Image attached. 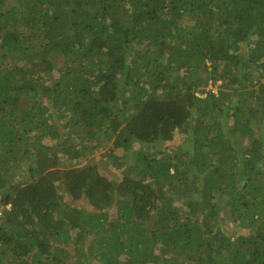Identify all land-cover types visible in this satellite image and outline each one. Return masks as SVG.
<instances>
[{
  "label": "trees",
  "instance_id": "1",
  "mask_svg": "<svg viewBox=\"0 0 264 264\" xmlns=\"http://www.w3.org/2000/svg\"><path fill=\"white\" fill-rule=\"evenodd\" d=\"M0 264H264V0H0Z\"/></svg>",
  "mask_w": 264,
  "mask_h": 264
},
{
  "label": "rangeland",
  "instance_id": "2",
  "mask_svg": "<svg viewBox=\"0 0 264 264\" xmlns=\"http://www.w3.org/2000/svg\"><path fill=\"white\" fill-rule=\"evenodd\" d=\"M47 73H48V72L43 71V75H44V74H47ZM52 74H53V76L56 74V73H55V70L53 71ZM218 83H219V82H218ZM208 87H210V85H208ZM216 87H217V86H214V91H216V89H217ZM178 141H180V140H179V136L177 135L176 138H175V140H174L173 142H178ZM173 142H171V143H167L166 145L169 146V145L172 144ZM136 146H139V144H136ZM102 148L104 149V147H102ZM101 152H102V150L96 152V156H98V159H99V158L101 157V155H102ZM62 157H63V165H64V164H66V163H64L65 156H62ZM81 161H82V160H81ZM81 161H79V162H77V163H82ZM75 165H76V164H75Z\"/></svg>",
  "mask_w": 264,
  "mask_h": 264
}]
</instances>
